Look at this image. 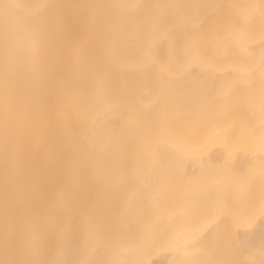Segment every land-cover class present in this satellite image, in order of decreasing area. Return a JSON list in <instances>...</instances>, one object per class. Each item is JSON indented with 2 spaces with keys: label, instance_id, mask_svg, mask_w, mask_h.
I'll return each mask as SVG.
<instances>
[{
  "label": "bare ground",
  "instance_id": "bare-ground-1",
  "mask_svg": "<svg viewBox=\"0 0 264 264\" xmlns=\"http://www.w3.org/2000/svg\"><path fill=\"white\" fill-rule=\"evenodd\" d=\"M264 264V0H0V261Z\"/></svg>",
  "mask_w": 264,
  "mask_h": 264
},
{
  "label": "snow or ice",
  "instance_id": "snow-or-ice-1",
  "mask_svg": "<svg viewBox=\"0 0 264 264\" xmlns=\"http://www.w3.org/2000/svg\"><path fill=\"white\" fill-rule=\"evenodd\" d=\"M0 264H46L43 261H14V262H7V261H0ZM77 264H129L126 261H119V260H112V261H103V262H93V261H80ZM135 264H147L145 261H138ZM189 264H195V262H189ZM227 264V262H224Z\"/></svg>",
  "mask_w": 264,
  "mask_h": 264
}]
</instances>
